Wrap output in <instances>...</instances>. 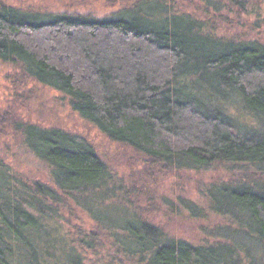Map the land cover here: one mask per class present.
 <instances>
[{
    "label": "trees",
    "instance_id": "trees-1",
    "mask_svg": "<svg viewBox=\"0 0 264 264\" xmlns=\"http://www.w3.org/2000/svg\"><path fill=\"white\" fill-rule=\"evenodd\" d=\"M0 62L19 66L64 95L82 119L164 171L264 164V133L239 131L225 110L231 100L264 122V47L219 43L154 1L138 0L102 19L2 5ZM11 127L48 165L52 183H14L0 169V264H87L85 250L96 249L98 230L87 235L66 229L62 214L72 203L95 228L115 229L116 221L101 214L102 198L110 192L107 166L60 130L20 121ZM209 195L217 213L242 216L246 235L264 250V192L239 184ZM126 219L120 229L129 237L112 239L113 246L127 261L140 255L136 264L258 261L250 246L241 250L225 239L213 247L194 246L167 237L130 211ZM104 256L102 264L122 263Z\"/></svg>",
    "mask_w": 264,
    "mask_h": 264
},
{
    "label": "rangeland",
    "instance_id": "rangeland-1",
    "mask_svg": "<svg viewBox=\"0 0 264 264\" xmlns=\"http://www.w3.org/2000/svg\"><path fill=\"white\" fill-rule=\"evenodd\" d=\"M137 1L0 0V6L26 13L58 12L102 19L121 8H130ZM148 1L189 19L202 35H209L219 43H256L264 47V0ZM230 101L225 103V110L235 119L239 131L264 133L263 120L241 112L239 105H232ZM12 121L60 130L89 146L107 166L106 187L110 192L102 198L105 211L101 210V214L116 221L115 229L95 228L96 224L88 214L72 203L62 214L69 223L65 225L66 229H81L87 235L98 230L96 249L85 250L88 252L87 264H102V256L106 254L119 258L123 264H136L140 255L133 257L135 261H127L123 258L125 255L116 253L112 240L129 237L128 232L120 229L127 225L129 211L167 237L190 245L213 247L223 244L222 239H225L241 250L250 246L255 254H259L255 257L256 264H264V250L246 235L243 217L230 218L217 213L209 195V191L221 186L239 184H249L264 192V164L214 166L203 171H164L130 147L110 140L82 119L71 109L64 95L35 82L19 66L0 62V169L18 184L48 186L52 182L48 165L27 149L22 136L11 127ZM57 235L61 236L60 231ZM216 257L212 256V260Z\"/></svg>",
    "mask_w": 264,
    "mask_h": 264
}]
</instances>
